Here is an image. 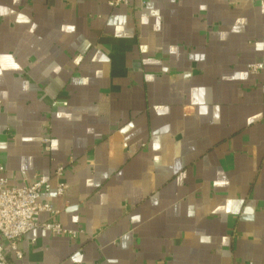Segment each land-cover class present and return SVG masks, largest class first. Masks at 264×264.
Segmentation results:
<instances>
[{
  "label": "crops",
  "instance_id": "obj_1",
  "mask_svg": "<svg viewBox=\"0 0 264 264\" xmlns=\"http://www.w3.org/2000/svg\"><path fill=\"white\" fill-rule=\"evenodd\" d=\"M255 62L264 0H0L4 175L44 177L39 221L79 231L7 264H264Z\"/></svg>",
  "mask_w": 264,
  "mask_h": 264
},
{
  "label": "built area",
  "instance_id": "obj_2",
  "mask_svg": "<svg viewBox=\"0 0 264 264\" xmlns=\"http://www.w3.org/2000/svg\"><path fill=\"white\" fill-rule=\"evenodd\" d=\"M129 0H107L111 7L127 5ZM249 69L253 73L264 70L260 62L251 63ZM66 102H63V105ZM45 151L50 149V136L47 132L42 137ZM63 167H56L55 175L62 174ZM49 183L39 174H35L29 182L10 185L4 175V167L0 163V263L7 264L5 246L16 259L22 258L19 241L23 235L36 227H42L56 235L74 238L79 231L63 227L56 219L39 221V214L47 212L53 216L58 212L50 202L43 200L41 194L49 190ZM65 184L59 181L56 194L62 195ZM252 264V263H247Z\"/></svg>",
  "mask_w": 264,
  "mask_h": 264
}]
</instances>
